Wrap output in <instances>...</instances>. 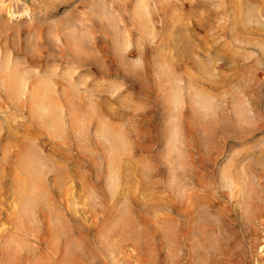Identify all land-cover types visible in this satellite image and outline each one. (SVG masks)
I'll use <instances>...</instances> for the list:
<instances>
[{
	"label": "rangeland",
	"instance_id": "obj_1",
	"mask_svg": "<svg viewBox=\"0 0 264 264\" xmlns=\"http://www.w3.org/2000/svg\"><path fill=\"white\" fill-rule=\"evenodd\" d=\"M0 264H264V0H0Z\"/></svg>",
	"mask_w": 264,
	"mask_h": 264
},
{
	"label": "bare ground",
	"instance_id": "obj_2",
	"mask_svg": "<svg viewBox=\"0 0 264 264\" xmlns=\"http://www.w3.org/2000/svg\"><path fill=\"white\" fill-rule=\"evenodd\" d=\"M43 90H44V89H43ZM43 90H42V91H43ZM41 93H42V92H41Z\"/></svg>",
	"mask_w": 264,
	"mask_h": 264
}]
</instances>
